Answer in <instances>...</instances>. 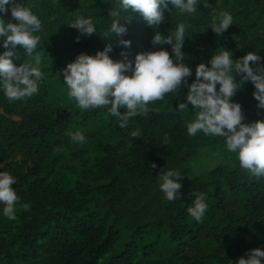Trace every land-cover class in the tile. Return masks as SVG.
Segmentation results:
<instances>
[{
	"label": "trees",
	"instance_id": "obj_1",
	"mask_svg": "<svg viewBox=\"0 0 264 264\" xmlns=\"http://www.w3.org/2000/svg\"><path fill=\"white\" fill-rule=\"evenodd\" d=\"M21 2L42 20L37 52L44 77L39 93L23 101L10 103L0 92V171L16 178L10 187L20 197L15 220L0 211V264H235L250 249L264 250V178L242 170L222 138L187 134L191 116L177 110L186 87L151 103L148 115L133 118L128 128H120L106 109L81 110L69 97L61 69L80 53L95 55L108 41L81 35L68 23L90 15L98 28L105 26L113 0ZM208 3L234 17L221 37L209 28L212 17L203 4L192 16L165 11L156 29L137 12L121 21L127 31L111 41L110 57L122 60L123 51L134 61L137 53L155 50V31L166 37L185 22L189 83L195 67L220 48L234 58L249 51L264 58V0ZM4 18L15 22L10 13ZM156 47L171 54L169 45ZM17 50L19 58H12L17 66L31 61L21 46ZM254 91L245 82L232 98L245 123L264 119ZM76 131L87 137L84 144L72 141ZM204 147L231 161L196 173L192 163ZM162 168L180 170V198L168 201L159 190L156 175ZM200 193L209 209L197 222L188 209Z\"/></svg>",
	"mask_w": 264,
	"mask_h": 264
},
{
	"label": "clouds",
	"instance_id": "obj_2",
	"mask_svg": "<svg viewBox=\"0 0 264 264\" xmlns=\"http://www.w3.org/2000/svg\"><path fill=\"white\" fill-rule=\"evenodd\" d=\"M200 4L210 9L212 21L209 28L217 37L234 24L230 12L211 7L208 0H113L108 10L110 22L100 28L92 16H77L68 24L81 35H99L108 42L95 55L80 53L67 63L61 69L63 83L79 109H106L110 116L118 119L120 128H128L133 118L146 117L151 103L164 100L168 94L176 97L186 87L185 102L178 103L177 110L191 116L186 121L187 134L197 136L202 133L222 138L226 151L234 154L242 170L254 178H264V119L245 123L241 105L232 99L243 84L250 81L255 88L253 97L258 101L257 107L264 109V63L257 52L249 51L234 58L232 51L220 48L210 60L195 67V78L189 83L193 69L183 62L186 53L182 51L189 25L180 22L166 37L155 31L152 38L155 50L137 53L134 61L128 60L123 51L122 60H113L109 55L113 50V38L123 37L127 31L121 21L127 20L132 13L138 12L148 25L156 29L164 23L165 11L171 13L175 9L181 15L192 16L198 13ZM8 13L15 22L4 18ZM41 31L42 20L31 7L25 6L21 0H0V48L3 49L0 51V92L10 103L39 93L44 77L37 52L42 42ZM118 42L130 46L129 40L120 39ZM17 45L32 58L30 62L19 66L13 62V57L19 58ZM160 45H169L171 54L163 47H156ZM132 136H139V132L133 131ZM71 139L84 144L87 137L76 131L71 134ZM150 167L156 168L157 165L153 162ZM156 176L159 190L166 200L180 198V170L162 168ZM15 183L16 178L11 173L0 171V205H3L0 211L9 220L16 219L20 202L16 190L10 187ZM208 209L206 195L200 193L188 213L201 222ZM235 264H264V250L250 249Z\"/></svg>",
	"mask_w": 264,
	"mask_h": 264
},
{
	"label": "rangeland",
	"instance_id": "obj_3",
	"mask_svg": "<svg viewBox=\"0 0 264 264\" xmlns=\"http://www.w3.org/2000/svg\"><path fill=\"white\" fill-rule=\"evenodd\" d=\"M66 97V95H63ZM231 161L227 154H222L213 151L210 148H202L199 152L198 159L192 163L196 173H204L220 163H227Z\"/></svg>",
	"mask_w": 264,
	"mask_h": 264
},
{
	"label": "flooded vegetation",
	"instance_id": "obj_4",
	"mask_svg": "<svg viewBox=\"0 0 264 264\" xmlns=\"http://www.w3.org/2000/svg\"><path fill=\"white\" fill-rule=\"evenodd\" d=\"M262 62H264V58H262Z\"/></svg>",
	"mask_w": 264,
	"mask_h": 264
}]
</instances>
